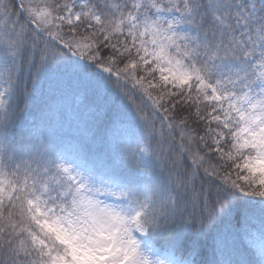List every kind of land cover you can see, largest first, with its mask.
Returning a JSON list of instances; mask_svg holds the SVG:
<instances>
[{
    "label": "snow or ice",
    "instance_id": "snow-or-ice-1",
    "mask_svg": "<svg viewBox=\"0 0 264 264\" xmlns=\"http://www.w3.org/2000/svg\"><path fill=\"white\" fill-rule=\"evenodd\" d=\"M0 264H264V0H0Z\"/></svg>",
    "mask_w": 264,
    "mask_h": 264
}]
</instances>
